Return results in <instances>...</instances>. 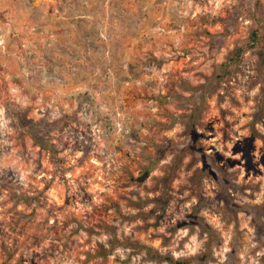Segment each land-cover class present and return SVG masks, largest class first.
I'll list each match as a JSON object with an SVG mask.
<instances>
[{
    "label": "rangeland",
    "instance_id": "rangeland-1",
    "mask_svg": "<svg viewBox=\"0 0 264 264\" xmlns=\"http://www.w3.org/2000/svg\"><path fill=\"white\" fill-rule=\"evenodd\" d=\"M0 264H264V0H0Z\"/></svg>",
    "mask_w": 264,
    "mask_h": 264
},
{
    "label": "trees",
    "instance_id": "trees-1",
    "mask_svg": "<svg viewBox=\"0 0 264 264\" xmlns=\"http://www.w3.org/2000/svg\"><path fill=\"white\" fill-rule=\"evenodd\" d=\"M146 174H147V173H145V176H143L142 178L146 177Z\"/></svg>",
    "mask_w": 264,
    "mask_h": 264
}]
</instances>
